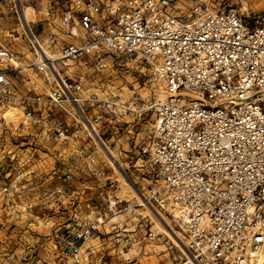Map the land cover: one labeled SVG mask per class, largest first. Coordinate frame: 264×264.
<instances>
[{
  "label": "built area",
  "instance_id": "obj_1",
  "mask_svg": "<svg viewBox=\"0 0 264 264\" xmlns=\"http://www.w3.org/2000/svg\"><path fill=\"white\" fill-rule=\"evenodd\" d=\"M242 9L210 8L207 0H186L185 7L177 0H71L57 31L41 38L27 26L28 66L0 48V103H18L23 126L52 133L72 150L70 161H57L43 177L7 174L0 195L27 188L44 211L62 214L50 241L63 264H115L106 241L128 252L143 242L152 248L158 235L152 221L113 222L136 208L121 197L126 183L137 206H149L163 228L161 253L172 254L170 264H264V9ZM114 61L141 65L166 95L153 103L152 136L124 168L104 153L108 139L84 111L91 102L88 76L112 69ZM15 71H32L41 92L20 97ZM134 106H122L123 114ZM73 127L87 133L106 165ZM130 168L150 177L154 188L137 187ZM163 213L178 232L159 223Z\"/></svg>",
  "mask_w": 264,
  "mask_h": 264
},
{
  "label": "rangeland",
  "instance_id": "obj_2",
  "mask_svg": "<svg viewBox=\"0 0 264 264\" xmlns=\"http://www.w3.org/2000/svg\"><path fill=\"white\" fill-rule=\"evenodd\" d=\"M70 1L0 0V48L11 51L19 66H28L33 58V51L24 33L27 26L41 38L46 33L57 31L61 18L68 11ZM177 1L185 7L186 0ZM207 1L210 8L220 10L231 5H238L243 7V12L255 14L264 9L263 0ZM11 79L20 97H33L34 94L41 92L33 88L34 84L41 82L36 80L32 71L12 72ZM85 90V98L91 100L85 103V114L99 135L108 139L110 151H104V153L108 156L114 155L124 168L129 163L128 157L152 136L155 119L152 106L154 102L166 98L164 90L162 86L153 82L147 73H144L141 65L125 61H114L112 69L89 75ZM132 101L136 102L135 110L123 114L121 107ZM102 105H105L104 109L98 108ZM57 117L64 118L63 114ZM22 119L23 114L18 103L7 106L0 103V188L10 179L11 176L6 177L9 173L12 175L17 170H22L27 176L43 177L55 164L57 166V161L60 162L59 160L66 158L70 161L69 156L72 155L71 148L58 143L52 133L48 137L41 128L23 126ZM71 132H78V128L73 127ZM77 134L78 140L79 138L83 140L84 145L93 146L86 132L82 133L81 129ZM91 150L94 151L100 166L107 164V158L103 153L99 150L95 151L94 146ZM129 171L130 179L137 187L144 186L146 191L154 188L150 177L141 175L132 168ZM125 185L128 190L124 187L120 193L121 197L129 199L130 204L136 208H132L130 213L113 222H124L132 227L150 220L154 223L158 235L154 241L150 242L153 245L152 248L143 242L129 252L122 247L113 248L110 242L106 241L105 247L107 253L112 256V262L121 264L119 261L121 258H134L137 264H170L172 254L167 251L164 254L161 253L164 250L163 242L166 240L159 235V232H164L163 228L153 218L149 208L137 206L140 201L135 196V190L130 184ZM146 194L148 195L147 192ZM27 202L33 206L31 212L24 210ZM136 213L141 215L136 216ZM60 215L62 214L44 211L40 207L37 196L33 197L32 192L27 188H23L18 195L10 194L7 197L0 195V264H63L50 241L52 229L58 222L64 221L59 217ZM162 215L165 217L163 221L165 220L166 224L178 232L171 218H167L166 213ZM94 243L90 241L89 246ZM143 252L148 253L143 256ZM167 253H170V256ZM66 264H70V261Z\"/></svg>",
  "mask_w": 264,
  "mask_h": 264
},
{
  "label": "bare ground",
  "instance_id": "obj_3",
  "mask_svg": "<svg viewBox=\"0 0 264 264\" xmlns=\"http://www.w3.org/2000/svg\"><path fill=\"white\" fill-rule=\"evenodd\" d=\"M165 100V99H164ZM164 100H161V101H164ZM135 109H131V111H134ZM104 151H107V150H104ZM107 152H109V151H107ZM108 154H110V153H108ZM110 156H111V154H110ZM111 157H113V156H111ZM117 168V167H116ZM120 168V167H119ZM133 190V189H132ZM142 205H144V204H141V206ZM144 206H146V208H149L148 210H149V212L152 214L153 213V211H152V209L149 207V206H147V205H144ZM136 216H139V215H141V213H136L135 214ZM163 219L164 218H161V217H158V221H159V223L164 227V228H168V224H166V222H165V220L163 221ZM163 223V224H162ZM168 234V233H167ZM172 235H170V236H172V238H173V236H175V235H173V233H171Z\"/></svg>",
  "mask_w": 264,
  "mask_h": 264
}]
</instances>
